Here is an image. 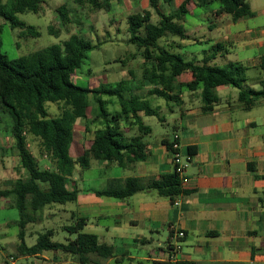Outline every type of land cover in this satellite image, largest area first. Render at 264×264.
I'll list each match as a JSON object with an SVG mask.
<instances>
[{
	"label": "trees",
	"instance_id": "obj_1",
	"mask_svg": "<svg viewBox=\"0 0 264 264\" xmlns=\"http://www.w3.org/2000/svg\"><path fill=\"white\" fill-rule=\"evenodd\" d=\"M115 0H76L77 4L88 5L94 11L109 12ZM150 6L160 16L158 24L152 22V13L144 11L128 17L129 43L137 46L145 60L143 79L153 88L150 96L177 103L179 91L201 90L203 111L213 110L218 99L214 90L230 85L242 89L247 68L232 62L221 68L212 65L213 57L202 62L186 61L171 44H159L168 35L181 40L188 35L180 22L191 12L193 6L206 8L218 5L217 16L230 15L234 23L243 17H255L247 0H183L174 11L165 14L159 9L160 0H149ZM171 4L173 0H164ZM44 0H7L0 3V18L13 29H21L26 35L39 37L34 26L18 19L21 13H40ZM63 26L72 23L71 13L66 5L56 9ZM51 33H59L50 27ZM3 25H0V123L9 120V132L15 141V151L26 177L8 182V188L0 189V199L11 201V207L19 211L20 228L17 250L21 257L38 256L44 251H62L70 254L79 264H100L116 254L112 245L100 242L96 234L85 231L86 220L73 214L74 224L66 225L63 231L69 233L66 242L54 241L56 232L49 229L39 234L36 244L26 243L27 227L43 219L46 207L77 202L79 191L69 190V178L75 169L90 168L92 160L118 163L122 167L145 161L148 144L145 137L152 134V128L144 123V117L161 116L162 108L153 107L147 99L133 93L131 82L124 80L115 86L100 85L84 88L72 82V76L80 69L87 54L98 48L79 34H72L62 44H55L29 55L9 59L2 53ZM180 48V47H179ZM184 74L192 79L181 82ZM98 105L101 125L93 128L90 117V96ZM249 96H252L251 99ZM264 91L240 93V102L251 108ZM119 104L118 109L109 110V105ZM48 103L59 104L58 116L51 118ZM79 119L86 123L85 132L91 134V145L77 158L71 156L74 143L75 124ZM137 130L136 135L126 131ZM39 142V154L47 160L50 168H43L31 152L30 140ZM173 151V143H167ZM174 152V151H173ZM189 152L192 150L189 149ZM192 153H190L191 155ZM152 188L162 196L173 199L184 193L182 182L175 172L156 180ZM142 190L138 180L130 178L119 190L108 188L94 193L101 198L125 200ZM73 237V238H72ZM156 264H192L190 262Z\"/></svg>",
	"mask_w": 264,
	"mask_h": 264
},
{
	"label": "crops",
	"instance_id": "obj_2",
	"mask_svg": "<svg viewBox=\"0 0 264 264\" xmlns=\"http://www.w3.org/2000/svg\"><path fill=\"white\" fill-rule=\"evenodd\" d=\"M182 1L172 2L178 8ZM247 1L256 16L257 7ZM198 9L203 8L193 6L189 14ZM216 10H212L215 22L210 25L205 21L185 28L186 16L180 24L188 38L174 37L168 44L179 46L176 50L184 54L186 61L202 62L213 57L211 64L221 68L232 62L241 63L247 68L246 80L242 89L230 85L216 88L218 101L209 112L203 111L201 90L175 92L179 101L170 108L175 122L174 136L180 137V161L187 163V181L182 183L184 193L171 199L152 188L154 181L176 170L174 152L167 147L172 140L167 137L147 143L146 160L126 167L92 160L89 169L95 161L105 169H120L115 177L103 178L96 185L79 189L76 169L69 178L68 189L79 191L74 202L77 210L72 216L84 218L86 232L96 234L100 242L115 248V256L100 264L168 263L169 244L179 231L186 236L177 262L264 264V97L249 109L239 99L242 91H264V30L258 32L247 27L246 19L251 17L234 23L231 16H217ZM191 79L190 74H184L180 81ZM143 83L149 93L153 87ZM162 118L163 124L168 123ZM81 121L84 120L75 124V131ZM75 140L74 134V143ZM74 143L71 156L77 158L83 152H72ZM43 161L40 165L50 168L47 160ZM130 178L138 180L142 190L128 199L101 198L94 193L108 188L119 190ZM176 199L180 202L178 206ZM2 234L8 233L4 230L0 237ZM26 258H34L37 264H79L62 251H44Z\"/></svg>",
	"mask_w": 264,
	"mask_h": 264
},
{
	"label": "rangeland",
	"instance_id": "obj_3",
	"mask_svg": "<svg viewBox=\"0 0 264 264\" xmlns=\"http://www.w3.org/2000/svg\"><path fill=\"white\" fill-rule=\"evenodd\" d=\"M46 4L40 13H21L17 17L19 20L34 26L40 32L39 37L26 35L21 29H13L3 18H0V25H3L2 47L1 51L9 59H16L31 53L40 51L55 44H62L72 34H79L85 39L91 41L98 48L87 54L86 59L80 69L72 76V82L84 88H91L106 85L115 86L117 83L129 80L131 82L133 93L143 97H150L149 103L153 107L161 106V116L167 119L163 124L158 117H144V123L152 128V135L145 137V142L156 143L162 137L174 141L175 122L172 119L170 105L173 102H167L159 97H151L147 89H144L143 68L144 59L140 56L136 45L129 43L128 17L135 13L150 11L152 13V22L158 24L160 16L151 8L149 0H116L112 3L109 12L94 11L88 5H81L74 0H44ZM7 0H0V3H6ZM257 7V15L253 18H247V27L255 31L264 30V0H249ZM66 5L71 13L72 23L63 26L61 19L56 13V9ZM177 8L176 3L168 4L160 0L159 9L162 13L168 14ZM213 8L218 5H211L203 9H198L192 14L187 15L184 27L190 25L203 24L205 21L210 25L215 22ZM230 16V15H227ZM50 27L57 32L51 33ZM202 35V34H201ZM175 40L171 35L161 39L159 44L164 45ZM179 40V39H176ZM199 48V47H195ZM176 52L182 54L181 51ZM184 57V54L182 55ZM232 58H235L232 57ZM146 82V81H145ZM90 117L95 119L98 116V105L95 103L93 95L90 96ZM109 110L118 109L119 104L115 101V106L109 105ZM47 109L51 118L58 116L60 109L57 103H48ZM101 120H94L93 128L100 126ZM129 135H136L137 130L126 131ZM91 134L85 132L84 121L76 126L75 143L72 152H84L91 145ZM31 152L38 158L40 164L44 161L40 156L39 142L30 140ZM15 141L9 133V120L3 119L0 123V189L8 188V182L26 177V171L21 167L19 157L14 149ZM98 161H95L93 167L89 170H80L76 168V175L79 178L78 188L85 189L90 185H96L103 178L115 177L120 170L118 167L102 168ZM48 165L47 163L44 166ZM11 201L0 199V232L6 230L7 235L0 237V264H6L10 257L17 259L18 264H37L34 258L21 257L18 254V244L20 228L17 221L20 219L19 211L11 207ZM77 210L76 203H67L65 205H53L46 207L43 219L30 225L29 236L26 238L28 245L36 244L37 234L44 233L49 229H54L56 235L54 241L66 242L70 237L69 233L63 231L66 225L74 224L72 212ZM70 211V213L68 212ZM25 258V259H23Z\"/></svg>",
	"mask_w": 264,
	"mask_h": 264
},
{
	"label": "built area",
	"instance_id": "obj_4",
	"mask_svg": "<svg viewBox=\"0 0 264 264\" xmlns=\"http://www.w3.org/2000/svg\"><path fill=\"white\" fill-rule=\"evenodd\" d=\"M173 143V151H174V158L176 163V170L175 172L178 174L182 183L187 181V177L185 175L187 169V163L181 162V144H180V137L178 135L174 136ZM172 151V152H173ZM179 200L176 199L175 205H179ZM186 234L184 231H179L172 239L169 244V253H170V263H177L176 257L182 250V241L185 238ZM1 249V246H0ZM6 264H18V261L14 257H10Z\"/></svg>",
	"mask_w": 264,
	"mask_h": 264
}]
</instances>
